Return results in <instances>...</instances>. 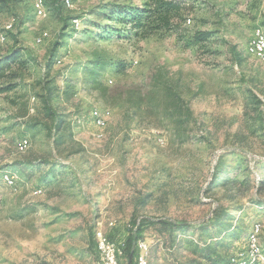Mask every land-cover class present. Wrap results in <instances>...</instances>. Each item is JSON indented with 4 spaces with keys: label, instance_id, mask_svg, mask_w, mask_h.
I'll list each match as a JSON object with an SVG mask.
<instances>
[{
    "label": "rangeland",
    "instance_id": "obj_1",
    "mask_svg": "<svg viewBox=\"0 0 264 264\" xmlns=\"http://www.w3.org/2000/svg\"><path fill=\"white\" fill-rule=\"evenodd\" d=\"M150 1L0 7V54L16 48L27 62L0 95V264H102L96 235L123 243L140 224L148 264H204L213 238L223 264H264V62L247 51L264 0H173L169 29L120 37L71 27L111 3ZM200 32L211 37L197 42ZM223 156L236 182L210 190ZM216 212L225 221L202 233Z\"/></svg>",
    "mask_w": 264,
    "mask_h": 264
},
{
    "label": "trees",
    "instance_id": "obj_2",
    "mask_svg": "<svg viewBox=\"0 0 264 264\" xmlns=\"http://www.w3.org/2000/svg\"><path fill=\"white\" fill-rule=\"evenodd\" d=\"M12 0H0V7H10V3ZM45 1V6L48 0ZM57 7L63 6L62 0H56ZM65 8V7H64ZM180 4L174 2L173 0H151L143 7H133V6H123L116 3H111L105 6L100 11H92L89 14V20L85 16H79L74 19H79L82 22V28L80 30H75L71 27L75 33L86 35H92L91 26H94L97 29V32L101 38L106 37L107 34L112 33L120 37L121 33L125 29H130L129 31L143 32L150 28L152 32L157 30H161V28L169 29L171 27V15L174 13H179ZM109 20V22L115 24V26H110L106 24L101 27V20L103 19ZM99 30V31H98ZM145 36V35H144ZM211 37V34L208 32H200L196 34V41L203 42L208 40ZM98 38V37H97ZM60 44H57L59 47ZM98 66L97 64H94ZM27 68V62L23 59L22 52L16 48L12 50H8L7 52L0 54V95L16 90L19 87L18 81L20 79V73ZM231 154H237L242 156V153L232 152ZM224 156L219 160L218 165L215 167L214 171V179L212 182L211 188H214L217 185L222 183L223 186L228 185L229 183L234 184L236 179L228 178L229 171H223ZM258 190L261 191L264 186V181L260 182ZM221 212H216L214 217L210 219L208 222L200 224L199 229L202 233L207 229L208 226L216 223L218 226L220 223L225 221L227 217L226 214H220ZM259 223V222H257ZM169 226V229L172 231L176 230H186L191 229L192 225L188 224H173L167 221H160L155 223L158 226ZM231 232V231H230ZM228 232V233H230ZM144 233V224H140L136 230H132L127 236L125 241L122 243L126 247V255H127V264H133L136 258V250L135 245L141 239ZM251 233V229L249 231L248 237ZM238 234L234 233L231 236L236 238ZM247 237V238H248ZM218 239H212L211 242L200 249L199 255L201 259L205 258L206 261L204 264H223V258H221L218 254L219 243ZM244 247L240 246L237 251L243 250ZM234 256V255H233ZM231 258L228 260L226 264H231ZM136 264V263H135Z\"/></svg>",
    "mask_w": 264,
    "mask_h": 264
},
{
    "label": "bare ground",
    "instance_id": "obj_3",
    "mask_svg": "<svg viewBox=\"0 0 264 264\" xmlns=\"http://www.w3.org/2000/svg\"><path fill=\"white\" fill-rule=\"evenodd\" d=\"M32 4H33L34 9L36 10V12L38 14H41L45 10L46 6H45V1L44 0H32ZM62 4L66 8H70L71 4H72V0H62ZM74 23H75L76 27H80L81 26V22L79 20H74ZM188 23H191V20H188ZM11 28H12V26L8 27V29H11ZM251 39L252 40L250 41V43H249V45L247 47V51H248L249 55L256 57L261 62H264V32L262 30H260V29L256 30L254 35H253V37ZM5 41H6V37L5 36H1V42H5ZM39 42H41V40H39ZM94 119H95L97 125H99V126L104 125V121L102 119H100V118H97L96 114H95V118ZM27 147H28V141L24 140L20 144V150H24ZM5 177H6L5 178L6 179V182H5L6 184L9 183V182H13L14 183V179L12 178V176L7 175ZM8 185L11 186L10 183ZM37 191L39 192V194L41 193V190H37ZM259 233H260V226L256 225L254 227V231H253V233H252V235L250 237V245H251V250L252 251H255L254 249L258 250V248H257V240H258ZM139 241H141V240H139ZM139 241L136 243V245H139ZM116 244H117V242H114V241L103 240V242H102V249L104 250V252H108V261L111 264H121L120 263V258L122 256L120 254V250H116ZM149 250H150V247H149L148 243L143 241L142 245L140 246V261H139V264H148ZM231 264H237V262L234 259H232Z\"/></svg>",
    "mask_w": 264,
    "mask_h": 264
},
{
    "label": "built area",
    "instance_id": "obj_4",
    "mask_svg": "<svg viewBox=\"0 0 264 264\" xmlns=\"http://www.w3.org/2000/svg\"><path fill=\"white\" fill-rule=\"evenodd\" d=\"M9 183L11 184V186L13 188L16 187L15 183H13V182H9ZM37 192L38 191H36V194H37ZM102 242H103V237H98V235H96V248L98 250L99 259L102 260V264H111L108 261V252H104V250L102 249ZM142 242L143 241H139V245H135V248H134L136 250V264H139V261H140V246L142 245ZM116 250H120V254H121V256H123L125 254L126 248H125L124 244L117 242Z\"/></svg>",
    "mask_w": 264,
    "mask_h": 264
}]
</instances>
